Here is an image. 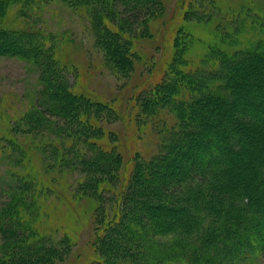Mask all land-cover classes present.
Listing matches in <instances>:
<instances>
[{"label": "trees", "instance_id": "1", "mask_svg": "<svg viewBox=\"0 0 264 264\" xmlns=\"http://www.w3.org/2000/svg\"><path fill=\"white\" fill-rule=\"evenodd\" d=\"M16 1L0 0V22L5 3ZM21 1L32 7L33 0ZM65 1L86 8L96 43L115 69L132 71L135 39L150 36L149 20L161 9L160 0H87L86 6L83 0ZM239 22L226 40L230 52L215 45L210 66L191 65L179 89L166 85V75L143 93V114L165 121L158 123L163 124L160 150L136 163L119 195L110 188L122 168V154L99 144L104 128L92 118L112 124L116 110L74 92L61 70L65 64L43 47V39L53 41L44 33L38 40L32 32L0 27V57L30 61L40 74L35 108L21 119L28 124L25 132L67 140L59 144L62 159L45 158L44 170L75 169L85 176L84 191L98 202L94 264H248L264 259V29L244 30ZM175 50L176 55L181 51ZM188 61L183 53L176 68L183 70ZM148 97H156V103ZM8 142L21 158L13 159L19 170L11 169L10 182L0 187V264L51 263L57 250L44 247L53 237L41 228L43 205L33 203L38 180L31 172L21 173L26 153ZM45 142L58 151L57 142ZM41 144L33 145L34 153L41 154ZM69 240L62 236L60 244L65 247Z\"/></svg>", "mask_w": 264, "mask_h": 264}, {"label": "rangeland", "instance_id": "2", "mask_svg": "<svg viewBox=\"0 0 264 264\" xmlns=\"http://www.w3.org/2000/svg\"><path fill=\"white\" fill-rule=\"evenodd\" d=\"M20 1L5 3L6 16L0 27L4 25L11 30L32 32L38 40H42L39 32L44 33L53 41L43 39V47L65 64L61 70L67 74L74 92L116 110L118 119L112 124L103 118L96 121L94 115L92 118L104 128V137L98 140L99 144L122 154V168L110 188L118 195L133 175L136 163L154 157L160 150L159 130L163 124L158 123L164 120L143 114L140 99L145 97L143 93L166 75V85L179 89L181 77L193 71L191 65H209V56L215 45L228 52L226 40L230 38L229 33L232 34L241 24L239 20L243 21L244 30L251 29L250 26L255 30L264 29V0H160L161 9L158 8L157 14L149 20L150 36L135 39L134 51L130 54L133 70L121 73L97 45L92 20L84 6L73 7L65 0H33L31 7L28 2ZM83 2L86 6L87 0ZM195 10L211 14L212 18H201L202 15ZM176 47L181 50L178 55ZM183 53L184 59L189 60L188 66L179 70L176 65ZM39 77L32 62L14 56L0 57V187L10 182L11 169L19 170L13 159L21 158V155H13L8 142L13 141L24 149L27 156L25 170L21 173L31 172L38 180L34 184L33 203L37 207H41L40 202L43 205L41 228L50 238H55L51 243L47 242L48 239L43 244L47 249L52 246L57 250L58 257L47 264H94L98 257V202L84 191L85 176L73 168L54 169L47 174L42 164L45 158L55 155L61 160L65 152L59 144L67 140L59 141L49 136L36 138L25 132L26 119L21 121L35 108L40 91ZM147 99H152V105L157 101L156 97ZM240 113L247 114L245 111ZM111 132L116 135V140L110 138ZM49 139L58 143L57 152L45 142ZM38 142L45 144L40 145L41 154L33 151V145ZM243 147L251 149L246 144ZM121 181H124L123 186ZM40 192L44 194L42 200ZM104 196L110 197L107 192ZM111 205V201L106 204L108 213ZM62 236L70 238L65 247L60 244ZM64 248L68 249L67 253ZM248 264H264V259L260 256L255 263Z\"/></svg>", "mask_w": 264, "mask_h": 264}]
</instances>
